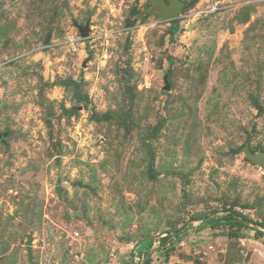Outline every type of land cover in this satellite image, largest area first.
I'll return each instance as SVG.
<instances>
[{"label": "rangeland", "instance_id": "obj_1", "mask_svg": "<svg viewBox=\"0 0 264 264\" xmlns=\"http://www.w3.org/2000/svg\"><path fill=\"white\" fill-rule=\"evenodd\" d=\"M177 1L0 0V264H264V0Z\"/></svg>", "mask_w": 264, "mask_h": 264}, {"label": "water", "instance_id": "obj_2", "mask_svg": "<svg viewBox=\"0 0 264 264\" xmlns=\"http://www.w3.org/2000/svg\"><path fill=\"white\" fill-rule=\"evenodd\" d=\"M186 4L179 2L177 0H173L172 6L170 9H165L164 6H162L161 4L158 5L157 9L161 12V14L168 19H174L177 18L179 15V12L181 9L185 8ZM82 35L83 36H87V30L86 29H82ZM3 135L0 134V138H2ZM259 162L264 164V156L262 155L259 159Z\"/></svg>", "mask_w": 264, "mask_h": 264}, {"label": "trees", "instance_id": "obj_3", "mask_svg": "<svg viewBox=\"0 0 264 264\" xmlns=\"http://www.w3.org/2000/svg\"><path fill=\"white\" fill-rule=\"evenodd\" d=\"M175 19H176V18H174V19H172V20H175ZM229 211H230V212H233L232 209H229ZM226 216H228V218H232V219H234L236 222H238V225H241V226L244 225V224L241 223L239 220H237V216H235L234 214L229 213V215H226ZM263 226H264V225H263Z\"/></svg>", "mask_w": 264, "mask_h": 264}]
</instances>
